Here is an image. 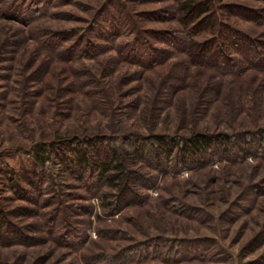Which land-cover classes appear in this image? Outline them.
I'll return each mask as SVG.
<instances>
[{"label":"rangeland","instance_id":"1","mask_svg":"<svg viewBox=\"0 0 264 264\" xmlns=\"http://www.w3.org/2000/svg\"><path fill=\"white\" fill-rule=\"evenodd\" d=\"M186 1L0 0V264H264V154L162 170L128 156L156 135L177 150L264 137V0H198L189 16ZM94 137L137 180L119 213L107 181L59 160Z\"/></svg>","mask_w":264,"mask_h":264},{"label":"trees","instance_id":"2","mask_svg":"<svg viewBox=\"0 0 264 264\" xmlns=\"http://www.w3.org/2000/svg\"><path fill=\"white\" fill-rule=\"evenodd\" d=\"M201 3L198 0H187L182 7L186 15L189 16ZM240 10L244 12L245 17L247 15L251 19L253 16L245 8H240ZM257 19V17L254 18V20ZM240 46L244 50V56L250 60L256 57V49H260L259 47L254 48L251 43L247 42H241ZM199 63L215 64L213 59L207 58L206 60H199ZM257 136L253 139L246 136L245 140L231 144L228 137L224 135L195 134L184 140L181 145L179 144L180 147L177 150V144L174 140H170L166 136L156 135L147 138L142 143H128V156L133 159L141 158L143 162L152 161L155 163L157 170L164 169L166 165H171L170 167L173 165L174 169L180 167L192 168L196 164H207L208 161L215 158L232 162L249 154L252 156L264 154V137ZM102 141L104 140L94 137L85 138L82 143L76 141L67 143L60 146L64 147L63 149L66 152L58 156L61 164L66 169L64 172L68 173L67 177L91 185H99L107 181L111 188L117 191V193L109 196L116 205L113 206L112 212L119 213L137 198L132 186L137 180L130 179L129 174H126L115 145L102 143ZM51 152L48 147L44 148L41 145L35 147L32 154L34 164L43 167L46 162H49ZM101 198L105 201L108 196L105 194Z\"/></svg>","mask_w":264,"mask_h":264}]
</instances>
